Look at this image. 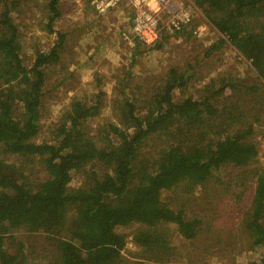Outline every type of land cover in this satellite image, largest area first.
<instances>
[{
	"label": "trees",
	"instance_id": "obj_1",
	"mask_svg": "<svg viewBox=\"0 0 264 264\" xmlns=\"http://www.w3.org/2000/svg\"><path fill=\"white\" fill-rule=\"evenodd\" d=\"M10 1V7H2L0 0V166L12 162L17 179L27 180V172L38 165L45 177L24 186L9 180L0 189V196H15L22 210L0 200V255L9 264L32 262L23 235L31 238V253L48 264H143L125 253L130 242L138 248L133 257L177 258L179 241L194 239L204 220L189 213L187 204L174 208L165 194L180 190L190 197L212 181L243 212L244 234L264 248V166L258 164L257 139L260 131L264 135L263 99L256 95L240 105L194 98L189 92L194 75L188 69L198 63L185 57L184 65L169 66L162 86L150 96L139 101L124 92L113 99L117 121L94 132L86 122L103 102L89 105L84 96H73L48 128L52 138L38 142L48 70L60 63L67 35L52 27L61 11L59 0H49L48 31L56 38L48 50L34 47L27 64L17 23L20 1ZM193 1L223 34L205 54L229 42L264 82V0ZM175 89L179 100L173 98ZM223 92L224 86L214 93ZM76 176L84 179L81 185L72 184ZM254 178L258 186L244 209ZM14 217L22 222L14 226ZM49 218L57 219L56 232ZM133 224L142 230L131 237L119 230ZM252 264H264V251Z\"/></svg>",
	"mask_w": 264,
	"mask_h": 264
},
{
	"label": "rangeland",
	"instance_id": "obj_2",
	"mask_svg": "<svg viewBox=\"0 0 264 264\" xmlns=\"http://www.w3.org/2000/svg\"><path fill=\"white\" fill-rule=\"evenodd\" d=\"M3 1L5 3L1 2L2 7L6 4L10 7V0ZM19 1L17 23L23 43L22 55L25 62L30 64L35 52L33 48L48 50L56 34L48 31L49 0ZM79 1L59 0L61 16L52 27L66 33L67 44L60 63L48 70L38 142L44 137L52 138L48 128L58 121L63 106L73 96H84L89 105L99 103L100 99L103 102L100 112L86 122V127L94 132L107 121H117L111 112L113 99L122 97L124 92L139 101L150 96L162 86V77L169 66L184 65L185 57H188L191 64H195V61L198 63L196 67L188 69V73L194 75L189 90L194 98L208 99L216 104L228 101L240 105V102L256 95L261 102L264 100L263 80L258 76L252 62L233 45L227 42L210 55L205 54L204 50L217 42L223 34L208 22L193 0H182L191 11L190 23L183 27L182 32L164 31L160 40L151 47L139 43L130 44L125 39L124 34L128 33V26L132 24L126 1H121L105 14L98 13L91 0ZM167 18L168 13H165L163 19ZM223 86V93H214ZM173 98H181L179 89L174 90ZM252 106L253 103H249L246 107V115L250 120L254 113ZM140 108L144 110V107ZM254 111L257 112L258 108H254ZM257 139L261 148L258 164L264 166L262 131L257 134ZM11 163L0 166V189L9 180L24 186L26 181L38 183L45 177L41 167L34 165L32 172H27V180H18L19 171ZM83 180L76 176L72 184L81 185ZM257 183L256 178L250 180L244 209L249 208ZM165 195L171 196L172 205L176 209L187 204L189 213H195L204 220L203 230L194 239H181L179 244L182 255L170 260L166 258L167 261L161 259L150 262L140 255L133 257L138 248L130 242L125 253L132 255L131 261L138 260L143 264H252L260 251H264L262 246L255 247L252 240L244 234L240 224L243 212L231 203V199L220 194L213 181L206 188H198L190 197L182 194L180 190L166 192ZM16 199L15 196L6 194L0 196L1 201L7 202L21 213V205ZM21 222L18 217L12 220L14 226ZM49 223L50 228L56 232L57 219L49 218ZM119 230L131 237L132 233L142 230V227L133 224ZM22 238L27 242L31 264H48L47 260L41 262L36 253H31V238L27 235ZM8 249L13 250L10 247ZM0 260L1 264H9L5 256L0 255Z\"/></svg>",
	"mask_w": 264,
	"mask_h": 264
},
{
	"label": "built area",
	"instance_id": "obj_3",
	"mask_svg": "<svg viewBox=\"0 0 264 264\" xmlns=\"http://www.w3.org/2000/svg\"><path fill=\"white\" fill-rule=\"evenodd\" d=\"M121 1H126L132 13L130 30L124 34L130 44L151 47L164 31L182 32L190 23L191 11L182 0H92V3L98 12L105 13ZM165 13L167 19H163Z\"/></svg>",
	"mask_w": 264,
	"mask_h": 264
},
{
	"label": "crops",
	"instance_id": "obj_4",
	"mask_svg": "<svg viewBox=\"0 0 264 264\" xmlns=\"http://www.w3.org/2000/svg\"><path fill=\"white\" fill-rule=\"evenodd\" d=\"M77 1H78V0H77ZM80 1H84V0H80ZM80 1H79V2H80ZM91 4H93V3H92V0H91ZM93 6H94V5H93ZM94 7H95V6H94ZM95 9H96V7H95ZM108 11H109V10H108ZM108 11H107V12H108ZM97 12H98V10H97ZM107 12H105V13H107ZM130 12H131V11H130ZM98 13H100V12H98ZM105 13H104V14H105ZM100 14H102V13H100ZM131 15H132V13H131ZM125 22H127V21H125ZM128 27L130 28V27H131V24H129ZM125 28H126V27H125ZM119 32H120V31H119Z\"/></svg>",
	"mask_w": 264,
	"mask_h": 264
}]
</instances>
